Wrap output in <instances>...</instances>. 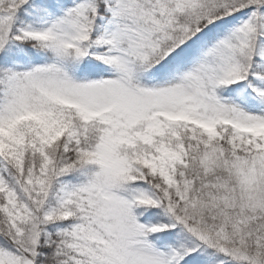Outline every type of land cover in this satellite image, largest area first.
<instances>
[{
    "label": "snow or ice",
    "instance_id": "1",
    "mask_svg": "<svg viewBox=\"0 0 264 264\" xmlns=\"http://www.w3.org/2000/svg\"><path fill=\"white\" fill-rule=\"evenodd\" d=\"M0 264H264V0H0Z\"/></svg>",
    "mask_w": 264,
    "mask_h": 264
}]
</instances>
